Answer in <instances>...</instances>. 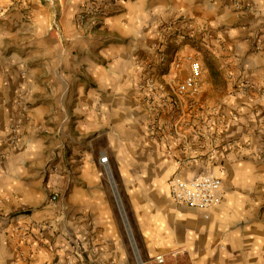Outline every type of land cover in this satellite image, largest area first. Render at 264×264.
Listing matches in <instances>:
<instances>
[{
  "label": "crops",
  "instance_id": "1",
  "mask_svg": "<svg viewBox=\"0 0 264 264\" xmlns=\"http://www.w3.org/2000/svg\"><path fill=\"white\" fill-rule=\"evenodd\" d=\"M52 1L0 17V264H264V0ZM92 5L103 21L80 19ZM176 18L187 40L167 38L160 64ZM189 42L211 47L199 100L225 127L202 110L194 131L140 87L169 94ZM203 174L219 206L171 200V178Z\"/></svg>",
  "mask_w": 264,
  "mask_h": 264
},
{
  "label": "built area",
  "instance_id": "2",
  "mask_svg": "<svg viewBox=\"0 0 264 264\" xmlns=\"http://www.w3.org/2000/svg\"><path fill=\"white\" fill-rule=\"evenodd\" d=\"M24 1L25 0H0V17H4L10 8L20 5ZM45 1L48 4L53 5L52 0ZM105 1L109 4H122L127 0ZM89 15L95 16L97 21L101 22L103 21L105 13L96 5H92L87 7V9L82 12L80 19L85 20ZM189 21L190 20H186L185 18H176L164 26L161 38L157 39V41L152 44V50L155 52L157 57L156 59L160 64H163L167 61V53L165 48V44L168 41L167 38L175 35L178 42L180 43L187 40L188 35L184 30V27L190 26ZM180 26L182 28H180ZM186 62L188 66L187 72L181 76L180 80L177 81L173 87V95L171 99L159 97V90L157 89L151 76H148L145 79L144 83H142L140 87L145 90L149 104L153 103V101L159 98L162 100L165 99L163 101L164 103L161 102L163 103L164 107L170 106L172 109H178L180 111H184L185 109L186 112L190 109L191 105H193V101L201 92L203 67L201 62L194 56L188 57ZM172 67L175 71H182V65L180 61H173ZM155 121L157 122V120ZM207 123H210L211 127L212 125H218L219 127L227 126L226 121L222 120L221 118L217 121L210 118ZM185 124L187 125V123H184V125ZM20 125L21 123H15L9 127L10 133L12 135L11 143L15 142L16 134ZM153 127L159 130L157 123L153 124ZM106 161L107 159L105 157L101 158L102 163H105ZM168 192L171 200L174 203L197 210H208L215 208L219 206L222 201L221 179L211 174L197 175L190 179L174 176L168 182ZM57 198V192H53L49 199L50 203L55 204L57 202ZM41 227L42 224H37L33 228L17 225L15 231L16 233H19L22 239H25L32 234L34 229H40ZM156 259L158 262L162 261L160 257H157Z\"/></svg>",
  "mask_w": 264,
  "mask_h": 264
},
{
  "label": "rangeland",
  "instance_id": "3",
  "mask_svg": "<svg viewBox=\"0 0 264 264\" xmlns=\"http://www.w3.org/2000/svg\"><path fill=\"white\" fill-rule=\"evenodd\" d=\"M263 36H264V33H263ZM191 44V42H189ZM192 46V49L190 51L191 54H193L194 57H196L197 59H199L201 62H202V65L204 67V65H209L210 64V56L209 54L210 51L209 49L211 48H206V47H201L200 45H196V43H192L191 44ZM176 83V81H175ZM171 86L173 87L174 86V83H171ZM172 87L171 88H168V92L169 94H167L164 98H170L172 97ZM202 95V90L200 92V94L197 96V98L193 101V105H191L190 109L186 112V110L184 109V114H185V120L184 118L181 120V121H184L185 123H187V126L189 128H191L192 130L196 131V128L201 124V118H200V114L203 112L202 110H205V111H209L208 112V117L206 119V123L207 121L212 118V106L210 105H202V101L199 100V98L201 97ZM211 95V94H210ZM163 98V97H162ZM165 99H163L164 101ZM164 103V102H163ZM163 103L161 104L163 108H168V106H165L163 105ZM169 108H171L169 106ZM175 114H176V117H180L181 116V112L180 110H176V109H172Z\"/></svg>",
  "mask_w": 264,
  "mask_h": 264
}]
</instances>
